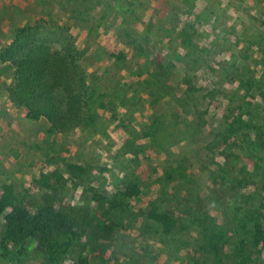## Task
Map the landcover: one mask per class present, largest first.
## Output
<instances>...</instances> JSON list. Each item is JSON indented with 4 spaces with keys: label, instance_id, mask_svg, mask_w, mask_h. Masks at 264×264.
<instances>
[{
    "label": "rangeland",
    "instance_id": "rangeland-1",
    "mask_svg": "<svg viewBox=\"0 0 264 264\" xmlns=\"http://www.w3.org/2000/svg\"><path fill=\"white\" fill-rule=\"evenodd\" d=\"M42 1L0 0V47L11 38L15 27L47 13L52 19L74 28L73 18L77 17L74 9L78 8L84 13L86 22L83 23L97 35L95 39L85 38L84 46L98 40L106 47L108 44L119 47L126 58L121 67L114 69L110 62L98 63L93 50L83 57L82 65L89 75V83L106 96L105 108L94 131L54 137L43 134L47 129L45 120L31 121L7 101L5 88L12 69L0 64V183L20 190L38 171L58 170L63 184L70 176L66 165L78 164L86 170L84 177L78 180V185L70 182L63 185L70 200L83 202L96 213L95 203L90 199L93 191L113 197L130 181L161 209L171 212L178 223L165 237L152 221L145 220L142 202L131 200L108 215L114 224L106 234L90 229L79 251L60 264H211L212 255L221 258L223 264H231L235 247L232 235L239 224L236 216L228 214V228L220 223L217 209L209 206V214L218 225L215 232L224 236L223 247L217 253L206 248L199 254V248L205 246L204 232L187 210L197 197L208 192L210 173L224 161L217 155L218 149L212 155L206 145L212 144L215 133L225 129L226 118L231 119L226 112L228 108H248L249 120L252 118L255 125L264 124V1L190 0L198 19L188 13L183 0H130L133 5L128 3V7L135 10L125 18L110 10L103 12L104 0H87L78 6L71 0H45L46 5ZM96 1L101 5L94 8ZM107 1L113 7L115 0ZM57 2L64 4L72 14L57 7ZM193 20L196 21L195 31L191 32L194 49L189 58L192 64L183 59L185 51L180 48L177 37L185 24L191 26ZM76 29L72 31L77 32ZM136 43L142 44L148 57L136 51ZM170 58H176V69L169 75L170 84L177 89L175 96L182 99L184 87L178 84L184 77L183 72L197 89V102L190 111L193 114L187 118L201 123L203 130L200 134L186 133L183 129L186 123L180 121L182 115L181 125L175 128L176 141L164 151L151 141H129V138L133 137L134 130L143 128L150 111L139 110V101L146 98L152 105L157 97L152 95L155 89L148 93V88L141 83L150 77L146 72L152 73L148 70L153 65H164ZM139 67L145 70L142 79L137 76ZM248 82L254 85L244 95ZM160 104H157L158 111L174 109L173 104ZM198 115L202 116V121ZM127 121L132 122L129 127L125 126ZM255 134L257 132H251L252 136ZM157 149L159 154L155 153ZM212 156L215 163H207ZM241 167L245 178L250 176L251 164L240 160L236 168ZM243 185L246 195L254 194L256 187L249 185L248 180ZM230 225L236 227L232 229ZM248 229L250 223L246 225ZM239 232L247 237L246 231ZM252 251L248 247V252ZM262 254L257 260L252 257L248 264H264V252ZM0 264L46 263L38 254H32L20 263L13 258L0 257Z\"/></svg>",
    "mask_w": 264,
    "mask_h": 264
},
{
    "label": "trees",
    "instance_id": "trees-1",
    "mask_svg": "<svg viewBox=\"0 0 264 264\" xmlns=\"http://www.w3.org/2000/svg\"><path fill=\"white\" fill-rule=\"evenodd\" d=\"M84 1L87 0L70 2L78 6ZM104 1L106 4L103 6L102 3L103 12L110 10L123 18L135 10L128 7V3L133 5L130 0H115L113 7L107 0ZM123 1L126 5H123ZM189 1L183 0V3L188 8V13L198 19L193 11L194 4ZM42 4L46 5L45 0ZM99 5L101 3L97 1L94 6L92 4L94 8ZM56 6L66 9L60 2ZM66 11L69 15L72 14L68 9ZM74 11L77 14L73 18L77 32H73L74 28L64 22L52 19L47 13L35 21H26L22 26L15 27L11 38L0 47V64L12 69L11 79L5 88L7 101L15 109H20L29 120H45L47 129L43 130V134L51 137L94 131L100 121L106 96L89 83V75L82 65L83 57L93 50L98 63L110 62L114 69L121 67L126 58L119 47H112L110 44L106 47L103 43H98V40L84 46L83 40L87 37L95 39L96 31L91 32L83 23L86 20L80 9L75 8ZM195 23L193 20L191 26L185 24L177 37L180 48L185 51L183 59L192 64L193 60L189 58L194 49L191 32L195 31ZM141 45L136 43V51L140 55H146ZM175 59L170 58L164 65L155 64L148 70L152 73L146 72L150 77L143 79L141 83L145 85V89L148 88V93L153 92L150 89H155L156 92L152 95L157 97L152 105L147 103L146 98L139 101V110H143V113L148 109L150 111L143 128L134 130L129 141L148 140L158 149L166 151L168 145L176 141L175 128L181 125L180 121L186 123L183 128L186 133L191 131L190 133L200 134L199 131L203 130L201 123L187 118L193 114L190 111L197 102V89H194L191 78L184 72V77L180 78L178 85L184 87L182 99L175 96L177 93L174 90L177 89H173L170 84L169 75L176 69ZM136 72L141 79L145 76V70L140 67ZM248 84L243 91L244 95L248 94L254 82ZM156 102L173 104L174 109L158 111L159 103L155 105ZM228 109L226 112L231 119L226 118L225 129L215 133L212 144L206 143L209 152L215 155L213 151L218 149L217 155H221L224 161L221 165L217 164V169L210 173L208 192L197 197L187 212L204 232L205 246L199 248V254L206 248L217 253L223 247L224 236L221 232H215L218 225L209 214V206L217 209L220 223L228 228V214L231 212L235 215L239 224L232 235L235 247L231 264H248L252 257L257 260L264 252V124L255 125L252 118L249 120L248 108L239 106L237 109ZM181 117L183 119L179 121ZM198 118L202 121L201 115ZM131 124V121H127L125 126L129 127ZM250 131L257 134L252 136ZM140 147L139 143V149ZM158 149L156 154L160 153ZM46 154L47 152L44 153ZM240 160L251 164V173L247 178L242 167L236 168ZM207 163H215V157H210ZM66 169L70 176L63 184V176L58 170L38 171L20 190L0 183L1 259L13 258L20 263L32 254H38L43 263L60 264L67 256L79 251L90 229L96 228L100 233L106 234L114 224L108 219V215L119 211L131 200L142 202L146 212L145 220L152 221L163 236L168 237L178 227L171 212L161 209L152 199L147 198L136 183L130 181L124 188L116 191L114 198L104 192L93 191L90 199L95 203L97 211H90L83 202L70 200L63 186L67 182L78 185V180L84 177L86 170L71 163L66 165ZM245 180L256 187L253 195L245 194ZM248 223L250 229L246 230ZM236 225L230 226L234 229ZM239 230L246 231L247 237L241 236ZM248 247L253 251L248 252ZM211 259V264H216L215 260L218 264H223L222 259L216 255H212Z\"/></svg>",
    "mask_w": 264,
    "mask_h": 264
},
{
    "label": "crops",
    "instance_id": "crops-1",
    "mask_svg": "<svg viewBox=\"0 0 264 264\" xmlns=\"http://www.w3.org/2000/svg\"><path fill=\"white\" fill-rule=\"evenodd\" d=\"M5 66V65H4ZM22 114V113H21ZM39 121H42V120H39ZM39 121H37V123L39 122Z\"/></svg>",
    "mask_w": 264,
    "mask_h": 264
}]
</instances>
